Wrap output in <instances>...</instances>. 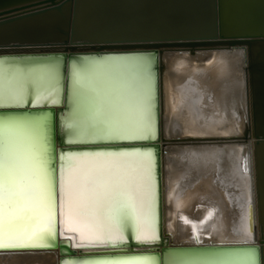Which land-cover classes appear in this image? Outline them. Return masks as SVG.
Here are the masks:
<instances>
[{
    "label": "bare ground",
    "instance_id": "bare-ground-1",
    "mask_svg": "<svg viewBox=\"0 0 264 264\" xmlns=\"http://www.w3.org/2000/svg\"><path fill=\"white\" fill-rule=\"evenodd\" d=\"M42 1L45 0H0V10H5L0 12V21L12 19L0 24V55L71 46L79 49L93 41H138L140 37L149 41L160 38L188 41L184 37H211L216 32L220 33V41H230L244 33H264V0H79L76 5L75 0L71 4L70 0ZM58 4L64 5L57 7ZM37 10L41 11L30 14ZM172 37L181 39L170 40ZM71 39L73 42L65 44V40ZM243 56V50L214 48L211 52L167 53L162 57L160 135L165 140L161 151L162 229L163 235L175 243L193 242L192 232L198 236L208 234L205 243L254 242L261 228L264 230V150L259 151L262 191L259 224L252 151L245 144L255 138L252 129L250 138L243 136L246 126H251ZM118 58L126 59L130 72L136 70L133 65L138 58L150 61L153 133L149 137H155L151 58ZM14 68L25 67L6 66L0 59V72ZM263 84L259 87L262 92ZM61 117L60 129L68 143ZM121 151L137 150L113 152ZM139 153L150 154L147 185L137 196L148 221L147 235L155 239L138 240L131 229L125 236L127 240L151 244L157 238L155 154L152 150ZM55 219L54 213V224ZM59 220L60 237H75L69 241L72 247L108 242L93 235L82 239L78 232L69 230L67 217L60 212ZM60 237L36 240L32 242L34 246L27 248L0 249V264H58L60 257H67L60 254ZM252 254L171 252L164 256V264H246Z\"/></svg>",
    "mask_w": 264,
    "mask_h": 264
},
{
    "label": "snow or ice",
    "instance_id": "snow-or-ice-1",
    "mask_svg": "<svg viewBox=\"0 0 264 264\" xmlns=\"http://www.w3.org/2000/svg\"><path fill=\"white\" fill-rule=\"evenodd\" d=\"M149 66L138 58L130 72L125 58L106 57L0 72V108L27 109L0 113V249L56 238L57 209L82 239L93 235L118 248L130 229L138 240L155 239L147 235L137 196L147 185L150 154L61 150L57 162L52 113L31 110L66 101L61 120L70 145L147 139L153 133ZM119 252L94 264H149ZM246 264H259L254 252Z\"/></svg>",
    "mask_w": 264,
    "mask_h": 264
},
{
    "label": "water",
    "instance_id": "water-1",
    "mask_svg": "<svg viewBox=\"0 0 264 264\" xmlns=\"http://www.w3.org/2000/svg\"><path fill=\"white\" fill-rule=\"evenodd\" d=\"M53 1V0H52ZM79 0H75V5ZM48 2L42 1L41 3ZM70 4L73 2L69 1ZM65 4V3H64ZM64 4H58L57 7H62ZM41 10L30 12V14L39 13ZM70 13V12H69ZM29 14V15H30ZM28 15V14H27ZM75 16V13H74ZM7 19L0 21L5 23L11 21ZM75 23L73 24V28ZM74 30H72L73 32ZM219 35V36H218ZM222 35V34H221ZM68 36V35H67ZM176 37H172L170 40H175ZM183 38V37H182ZM188 41H163L166 39L160 38L157 41H149L150 39L138 38V41H93L95 43L84 46V48H74L71 46L69 49L63 47L61 49L54 48L49 51H40L38 53L18 55H0V59L4 60L6 66H20V67H34L46 64L49 62L59 61L61 65L72 64L79 61L82 58L87 57H120V56H139L151 58V68L154 74V110L156 117V135L155 137H148L147 139H135V140H122V141H96L95 143L86 144H72L66 142V134L60 129V117L66 112L63 104L66 101L62 100L59 106H47L46 108H32L33 112L48 111L52 113L53 120L56 124L57 132L55 134V143L53 145L54 151L58 155L61 150L65 151H119V150H152L155 156V176H156V240L149 244L145 242H136L134 240H125L118 248H113L109 245V242L105 244H91L88 247H72L69 245L68 237H60V220L59 210L55 211V227L57 229V236L60 237V254L67 255V257H60L58 264L63 262H69L71 264H94L98 260L115 259L120 254L119 249L122 248L127 255L144 257L149 261V264H164V256L171 252L182 251H195L202 254H210L212 252H241L244 251L254 252L259 264H264V230L261 228L259 237L254 241H247L236 244H212L211 242L205 243L204 239H209L208 234L198 236L195 232H192L193 242L175 243L173 239H168L163 235L162 229V183H161V151L165 144V140L160 135V114H161V73L163 68L162 57L167 53H190L197 52H211L214 48H228L234 50H243L244 60V79H245V94L248 117H251V126L247 125L245 136L248 135L252 129V135L254 138L251 143L253 166H254V202L257 210V223L261 222V175H260V162L259 151L264 150V106L262 107V101L264 99V92L259 89L260 85L264 82V33H244L237 35L235 39L230 41H220V33H216L214 36L192 37L187 36ZM213 38V39H212ZM181 39V37L176 38ZM65 44L73 42L65 40ZM264 86V84H263ZM263 89V88H262ZM31 107V105H29ZM26 108L20 109H5L0 108V113L5 111H26ZM263 121V122H262ZM250 123V122H249ZM248 146V145H247ZM192 226V224H189ZM71 241V240H70ZM71 246V249L69 247ZM86 249L82 252L75 251L76 249Z\"/></svg>",
    "mask_w": 264,
    "mask_h": 264
},
{
    "label": "rangeland",
    "instance_id": "rangeland-1",
    "mask_svg": "<svg viewBox=\"0 0 264 264\" xmlns=\"http://www.w3.org/2000/svg\"><path fill=\"white\" fill-rule=\"evenodd\" d=\"M46 1V0H45ZM26 5V4H25ZM3 11H5V10H3ZM2 10H0V12H3Z\"/></svg>",
    "mask_w": 264,
    "mask_h": 264
}]
</instances>
